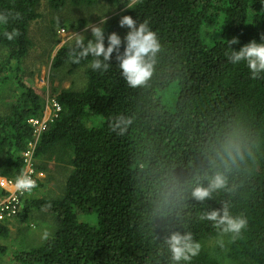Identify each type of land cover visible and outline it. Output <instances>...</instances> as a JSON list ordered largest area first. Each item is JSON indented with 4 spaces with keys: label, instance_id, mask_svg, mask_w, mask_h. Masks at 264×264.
<instances>
[{
    "label": "trees",
    "instance_id": "obj_1",
    "mask_svg": "<svg viewBox=\"0 0 264 264\" xmlns=\"http://www.w3.org/2000/svg\"><path fill=\"white\" fill-rule=\"evenodd\" d=\"M126 3L0 0V13L13 14L0 24V86L14 76L18 87L16 99L10 95L8 110L0 113V177L20 174L22 152L33 138L28 119L43 111L40 95L18 75L32 47L30 23L42 17V4L54 13L76 9L59 23L76 31L106 16L105 46L116 32L120 53L129 31L119 23L124 15L137 26L147 20L161 43L151 79L135 88L121 75L115 51L107 70L93 71L91 56L71 62L72 41L57 48L51 69L66 76L79 69L84 85L54 91L61 110L40 134L34 157L36 170L46 172L49 161L64 169L57 179L45 178L54 180L57 193L25 195L14 218L21 225L35 213H49L55 225L43 243L14 251L15 264H170L162 241L170 231L183 233L181 224L202 246L181 264H264V72L253 79L246 62L233 64L226 55L234 36L239 43L230 47L237 51L261 42L264 0H139L134 8ZM13 30L20 35L8 40L4 33ZM90 34L85 42L93 39ZM230 144L231 158L225 151ZM216 171L228 177L227 190L204 202L177 200L174 190ZM225 201L233 215L248 220L235 241L198 219L200 211L221 209ZM8 223L0 220V239L9 236ZM7 248L0 242V256Z\"/></svg>",
    "mask_w": 264,
    "mask_h": 264
},
{
    "label": "clouds",
    "instance_id": "obj_2",
    "mask_svg": "<svg viewBox=\"0 0 264 264\" xmlns=\"http://www.w3.org/2000/svg\"><path fill=\"white\" fill-rule=\"evenodd\" d=\"M139 0H128L127 8H134ZM13 14L0 13V24H7L9 17ZM20 14L16 13L15 18ZM107 17L101 18L100 24L85 25V30L91 29L93 39L85 42V36L81 33H75L70 39L73 46L69 52V59L72 63H79L81 59L88 56L93 57L90 67L93 71H105L110 67V59L113 52L117 53L116 59L119 61L121 75L130 87L145 85L152 77L154 64L157 54L161 51V43L157 33L149 27V22L144 20L137 26V21L130 15L121 17L119 23L121 27L126 26L129 31L124 37L126 46L123 53H120L121 37L112 32L108 35V44L105 46L104 28ZM8 40H13L20 35L18 30L5 32ZM230 53H226L228 59L233 64L241 61L246 62L253 79L264 72V34H261V42L252 40L244 44L238 51L230 47L232 44L239 43L237 37L227 41ZM235 145H226L225 151L231 158ZM34 173L24 170L18 175L14 182V190L17 192L31 193L37 187V181L33 178ZM228 189V177L221 171H216L211 175H206L203 179L193 178L191 187L186 190H174L178 201H183L189 197L196 201L204 202L206 199H212L213 194L221 190ZM230 204L225 201L221 209L202 210L198 213L200 221L207 220L211 222L212 227L219 230L222 235L231 234V239L235 241L240 237L242 231L246 229L248 220L243 214L233 215L230 211ZM183 233L177 229L170 231L162 241V247L170 253V264H181V262H190L201 251V243L194 239L191 231L187 230L185 224H181ZM49 233L45 232L43 238L47 239ZM221 247H224V241H219Z\"/></svg>",
    "mask_w": 264,
    "mask_h": 264
},
{
    "label": "rangeland",
    "instance_id": "obj_3",
    "mask_svg": "<svg viewBox=\"0 0 264 264\" xmlns=\"http://www.w3.org/2000/svg\"><path fill=\"white\" fill-rule=\"evenodd\" d=\"M114 8L115 7L113 5L110 6V9L113 11L116 10ZM72 10L73 9L66 8L61 12L54 13L51 12L47 6L42 4L40 7L42 17L31 22L28 29L32 47L29 49L28 54L22 59L18 75L22 81L26 82L40 95L43 100V104L46 99L55 96L54 91L58 92L61 88H66L68 86L73 87L74 89H80L84 85V78L81 73L82 71L79 69L75 70L74 73L68 76L63 75V72H57L51 69L52 58L59 46L63 43L72 41L70 37H72L75 33H81L85 37L88 34L91 35L90 28L85 30L84 27L79 31H76L59 26V23L61 24V22H64L63 19H66L65 17L68 18L71 16V13L73 14L77 11L76 9ZM50 20L56 21L55 26L50 27ZM100 21L101 19L92 21L91 24H100ZM54 27H57L55 31ZM56 39L58 42L52 46L53 41H56ZM2 56H4V52L0 48V61ZM60 71H63V69ZM11 78L12 82H8L9 85L0 86V98L2 99V104L4 106L2 109V104H0V113H3V110H8L9 105L6 104V102L10 100V95L14 93L15 95H13L16 99L18 93V87L15 84V77L12 76ZM59 78L62 80H59ZM47 163V170L46 172L42 171L44 177L40 180L42 182V186L29 193L32 196H54V194L57 193V189L54 187V180L45 178L47 177V174H52L53 177L57 179L59 176L61 177V173L64 169L60 165L55 166L52 161ZM35 214L36 216L33 220L31 219L27 223L21 225L15 220V218L9 220L7 219L9 222L8 226L10 228V234L7 238L0 239V242L6 244L8 248L6 253L0 256V264H15L12 257V253L14 251L24 248L25 246L39 245L45 241L43 238L45 232L49 233V235L52 233V229H54L53 227L55 225L54 218L51 216V220L49 213L44 216L42 213ZM21 226L23 228L18 230Z\"/></svg>",
    "mask_w": 264,
    "mask_h": 264
},
{
    "label": "built area",
    "instance_id": "obj_4",
    "mask_svg": "<svg viewBox=\"0 0 264 264\" xmlns=\"http://www.w3.org/2000/svg\"><path fill=\"white\" fill-rule=\"evenodd\" d=\"M60 110L61 107L57 103L55 96H53L49 99H46L44 102L41 116L28 119V123L32 127L33 138L27 143L25 150L22 152L21 156L23 166L21 172L24 170L33 172V178L36 179L37 184L44 177V175L42 171L36 170L34 157L36 143L40 134L46 129L48 123L51 122L54 117H56ZM15 179L16 178L0 177V190L4 192V195L0 197V220H9L14 218L22 208L23 197L29 194H21L20 192L14 190Z\"/></svg>",
    "mask_w": 264,
    "mask_h": 264
}]
</instances>
